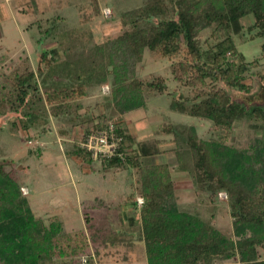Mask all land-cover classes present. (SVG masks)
Returning <instances> with one entry per match:
<instances>
[{"label":"trees","instance_id":"1","mask_svg":"<svg viewBox=\"0 0 264 264\" xmlns=\"http://www.w3.org/2000/svg\"><path fill=\"white\" fill-rule=\"evenodd\" d=\"M249 18L248 28L257 30L253 38L264 39V0H149L120 21L126 24L125 31L100 44L95 57H91L94 50L89 54L91 33L74 34L73 44L59 35L63 41L39 52L38 69L26 57L4 76L0 117L20 113L18 121H9L24 131L23 141L30 140L29 149L36 151L44 143L33 144L41 138L33 131L46 130L51 117L69 115L70 125L94 123V116L79 113L82 99L89 88L108 83L102 97L107 112L72 142L66 154L80 158L92 170L94 161L100 160L104 172L126 165L137 173L140 190L131 198L136 206L137 194L145 197L138 221L147 251L143 264H215L237 256L229 264H264L259 250L264 249V73H259L262 87L254 95L262 101L250 103L234 93L251 92L246 73L259 62H248L233 36L241 33ZM205 29L217 37L207 48L201 36ZM79 39L85 41L83 48L75 46ZM261 51L264 54V41ZM148 52L156 57L154 61L171 59L174 78L193 87L195 96L178 98L163 76L146 82L138 78V66L145 65ZM152 92L170 97L169 107L175 111L213 122L216 136L204 137L196 125L176 122L162 125L160 131L173 136L176 170L189 173L200 204L214 210L219 193H227L232 217L229 234L217 227L212 209L207 219L178 206L169 162L144 165L149 157L165 152L157 139L131 146L133 135L116 114L145 108ZM241 119L256 132L255 141L245 150L231 143L234 124ZM108 121L122 137L119 150L129 153L94 158L80 142L107 127ZM4 132L15 141L11 130ZM22 189V181L0 162V264H74L75 254L89 247L87 235L68 233L57 216L47 221L36 215Z\"/></svg>","mask_w":264,"mask_h":264},{"label":"rangeland","instance_id":"2","mask_svg":"<svg viewBox=\"0 0 264 264\" xmlns=\"http://www.w3.org/2000/svg\"><path fill=\"white\" fill-rule=\"evenodd\" d=\"M97 1L95 4L91 0H0V85L4 76L15 67V64L26 57L33 67L38 69L39 52L51 48L52 45L57 46L59 40L60 42L63 41L59 35L67 38H64L65 42L73 44L74 34L91 33L93 38L89 42L91 51L89 53L87 49V52L91 54L94 50L91 57H95V50L98 49L100 44L110 38L117 37L125 31L126 24L123 26L120 21H123L125 16L144 7L149 2V0ZM25 9H27L26 13L18 11ZM24 15L32 16L24 17ZM154 19L155 21L158 20V18ZM250 20L249 18L240 34H234L233 36L238 49L245 55L248 62L254 59L259 60L258 65L253 66L246 73V82L251 85V92L244 90L234 92L235 96L247 99L251 103L262 101V98L254 95L262 87L259 73H264V54L261 51V44L264 39L260 36L253 38L257 30L248 28ZM33 21L35 25H30ZM47 27L50 30H46ZM211 32L210 29H205L201 33L205 48L210 43L214 44L217 41L216 35L212 36ZM218 35H221V33H218ZM84 44L85 41L79 39L75 46L83 48ZM151 55H146L145 65L142 63L138 66V78L146 82L153 80L155 77L163 76L168 82V90L176 91L178 98L184 99L195 96L196 93L193 87H186L174 78V70H172L174 65L171 59L154 61L156 57L152 58ZM41 72L38 70L39 74ZM100 87L101 85L92 89L94 90L91 97L93 100L88 104L90 111L103 110V112H107L108 110L102 104V97L109 89V85L104 83L102 88ZM148 100L149 102L145 108H140L133 113L137 117H142L145 113V115L152 114L148 119L150 123L146 121L143 125L142 122L134 121L131 129L141 142L153 138L157 139L165 152L163 157L161 154L149 157L145 160L144 165L161 163L162 161L169 162L174 169L173 178L176 183L178 206L207 219L210 218L213 209L210 206L206 209V205L200 204L189 173L176 170L177 164L174 162L176 155L171 150L175 146L173 136L163 135L160 129L162 125L171 122L187 123L196 125L200 135L210 137L216 136L213 122L206 119L199 120L197 117L171 109L169 107L171 98L167 97L166 94L152 92ZM97 102L100 103L99 106H96ZM19 117L20 113L16 112H10L0 117V162L6 166V169L16 179L22 181V193L31 199L36 215L42 216L47 221L57 216L63 219L65 230L68 233L75 234L83 231L87 235L89 247L86 251L75 254L74 264H143L146 261L147 251L146 244L143 241L144 238H142V223H138V221H141V210L135 206L133 211H130L120 205L122 198L123 202L126 201L125 204L134 203V197L131 198V195L140 190V185L135 182L137 173H133L134 170L132 168L130 170L126 165L120 166V169L117 170L120 174H116L120 185L125 187L133 182V186L121 190L119 189L120 185H117L114 178L107 175L103 176V162L100 160L94 161L93 167L95 170L86 166L84 170L90 172L89 175L84 172H77L78 166L73 165L71 169L76 170L77 173L74 172L78 177L74 176L72 180H70L72 176H69L65 170L64 162H58L53 167L40 170L37 155H31L28 158L29 156L23 154L24 150L22 149L27 148L31 141L27 140V145L23 144L22 146L20 141L12 142L11 137L4 132V130H11L15 136L19 138L21 136L20 139L23 143L24 131L18 128V125L16 127L11 124L14 120L18 121ZM124 118L125 116H122V119ZM9 119L13 120L10 122ZM55 119V116L50 118L48 126L46 125L47 129H54ZM19 124L21 123L19 122ZM47 129L40 131L34 129L33 133L48 139L51 133ZM233 129L235 136L231 143L235 147L245 150L255 141L256 132L247 121L238 120ZM34 143H39L42 146L43 141H33ZM135 143L136 148L140 142L135 141ZM53 146V152H56V150L60 152L58 145L54 144ZM21 147L25 148L21 149ZM56 169L60 171L61 176L55 175ZM105 172L110 173L111 171L105 170ZM103 177L107 178L103 179ZM25 182L30 186L29 189L25 186ZM225 193V191L219 193V200L213 210V220L220 230L229 234L232 231V217L227 204V193ZM97 195L102 198V202L100 199L98 200ZM138 195L145 202V197L140 193ZM61 198L64 199V202ZM103 199L106 200H104V204ZM138 204L140 207L143 205L142 203ZM48 208H51V210H48ZM46 210L51 212L47 213ZM131 213L134 215V222L131 221ZM259 250L261 257L264 258V249L260 248ZM238 259L239 256L219 260L215 264H229ZM66 260L67 257L63 261Z\"/></svg>","mask_w":264,"mask_h":264},{"label":"crops","instance_id":"3","mask_svg":"<svg viewBox=\"0 0 264 264\" xmlns=\"http://www.w3.org/2000/svg\"><path fill=\"white\" fill-rule=\"evenodd\" d=\"M26 11H27V9H25V10H19V12L20 13H26ZM23 15V14H22ZM28 16H32V15H28ZM27 15L25 16L24 15V17H28ZM32 20V19H31ZM94 88V87H93ZM102 88V87H101ZM93 91L94 90H92V87L91 88H89V90H88V94H87V96H85L83 99H82V103L84 104V107L79 111V113L84 117V116H91L92 118H93V116H94V123L92 122V124H89V123H81V124H76V125H70L69 124V122H68V120L67 119H70V116L68 115V116H66V115H59V116H56V119H55V121H54V124H55V127H54V129L53 130H50V128L47 130V131H49L51 134H50V136H49V138L48 139H45V138H43V137H41V138H38L37 140L38 141H43V143H44V145L42 146V147H38L39 149H37V148H35L34 147V149L37 151H33V149L32 150H30L29 149V147L27 146V148H25V147H21V149L22 148H25V149H22V150H24V153L23 154H25V156H29L28 158H30V156L31 155H37L38 156V160H37V162H38V164L40 165V170H43V169H48V168H50V167H53V166H55V165H57V163L58 162H64V164H65V167H66V171L68 172V175L70 176H72V177H70V180H72V178L74 177V176H76L75 175V172H76V170H72L71 169V167L73 166V165H77L78 166V171L77 172H84V173H87L88 175L89 174H91L90 172H86L84 169L86 168V164L84 163V162H82V161H80V158H77L76 156H72V157H69L67 154H66V149L68 148V147H72V142H74V141H76V140H78V139H80V138H82V136H83V134L85 133V130L88 128V126H93L95 123L97 124V123H99V121H100V119H101V117H100V115H103V113H105L106 111H104L103 112V110L102 111H90V109L88 108V104H89V102L90 101H92L93 99L91 98L92 96H93ZM97 105V104H96ZM145 107V106H144ZM138 109H140V108H138ZM138 109H133V110H130V111H124V112H117V117L120 119V117H121V119L119 120L120 121V123L122 124V126L124 127V128H127L131 133H132V135H133V140H134V142L131 144V146L133 147L134 145H136V143H135V141H138V142H140L141 143V141H139L137 138H136V135H135V133L132 131V129H131V125H133L134 124V121H138L139 123H143V125H144V122H149L148 121V119H150V117L152 116V114L151 115H145L144 114V116H142V117H137V116H135L134 115V111H137ZM158 113V112H157ZM136 114V113H135ZM122 116H125V118L124 119H122ZM134 116V117H133ZM124 120V121H123ZM150 123V122H149ZM48 126V125H47ZM62 130H64L65 131V134H62ZM68 132V134H67V132ZM80 135V136H79ZM15 136V135H14ZM20 138H21V136H20ZM19 137H17V136H15L14 137V140L16 141V142H21V145L23 146V144L24 145H27V139L22 143V141H21V139H20ZM143 142V141H142ZM42 144V143H41ZM58 145L59 146V148H60V152L59 151H57L56 150V152H53V149H54V146L53 145ZM37 147V146H36ZM162 147V146H161ZM134 148H135V146H134ZM164 153H162L161 155H162V157L164 156L163 155ZM160 155V154H159ZM33 157V156H32ZM163 162V161H162ZM161 162V163H162ZM171 162V161H170ZM73 163H75V164H73ZM68 165V166H67ZM69 167V168H68ZM115 169H117V168H111V169H108V170H110L111 172L110 173H106V172H103V176H109V177H111V178H114L115 179V181H116V183H117V185L119 186L120 185V183L118 182L119 180L116 178V174L117 173H119L120 174V172H118V171H115ZM69 171H70V173H69ZM75 171V172H74ZM76 172V173H77ZM55 175L56 176H61L60 175V171H58V169H56V171H55ZM76 177H78V175L76 176ZM98 178H100V177H98ZM104 178H107V177H103V179ZM80 179V178H79ZM132 179H133V176H132ZM183 179V178H182ZM99 180H102V179H99ZM103 181V180H102ZM26 183V182H25ZM133 184V182L132 183H129V184H127L125 187L124 186H119V189H121V190H124L125 188H129V187H131V186H133L132 185ZM25 186L27 187V189H29L30 188V186L26 183L25 184ZM109 188H113V187H109ZM33 194V193H32ZM138 195V194H137ZM138 196H140V195H138ZM138 196H136V198H135V200L137 201V205H136V207L140 210L141 209V207H140V205L138 204V200H137V197ZM97 197H99L98 198V200L100 199V201L102 202V198L100 197V196H98L97 195ZM62 199V198H61ZM95 199H97L96 197H95ZM63 200V202H64V199H62ZM104 200L105 199H103V204H104ZM106 201V200H105ZM126 202V201H125ZM125 202H123V198H122V201H121V203H120V205H121V207L122 206H124V209H127V210H130V211H133V209H134V207H135V204L134 203H127V204H125ZM83 204V203H82ZM48 210H51V208L49 209L48 208ZM46 212L47 213H50L49 211H47L46 210Z\"/></svg>","mask_w":264,"mask_h":264},{"label":"built area","instance_id":"4","mask_svg":"<svg viewBox=\"0 0 264 264\" xmlns=\"http://www.w3.org/2000/svg\"><path fill=\"white\" fill-rule=\"evenodd\" d=\"M108 126L90 133L80 142L81 147L89 151L94 158L111 157L114 155L124 156L128 152L119 150L122 137L117 136L111 121ZM222 193V192H221ZM226 194V193H225ZM227 196V194H226ZM138 203H144L142 197H138Z\"/></svg>","mask_w":264,"mask_h":264}]
</instances>
